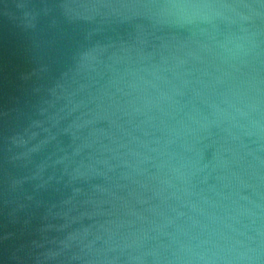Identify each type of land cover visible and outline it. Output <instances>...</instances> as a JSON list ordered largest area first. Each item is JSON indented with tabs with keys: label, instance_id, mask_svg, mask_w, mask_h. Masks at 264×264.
I'll return each instance as SVG.
<instances>
[{
	"label": "water",
	"instance_id": "obj_1",
	"mask_svg": "<svg viewBox=\"0 0 264 264\" xmlns=\"http://www.w3.org/2000/svg\"><path fill=\"white\" fill-rule=\"evenodd\" d=\"M0 264H264V0H0Z\"/></svg>",
	"mask_w": 264,
	"mask_h": 264
}]
</instances>
